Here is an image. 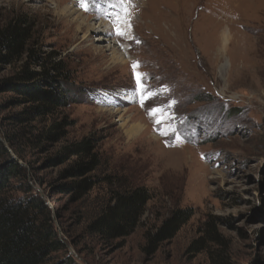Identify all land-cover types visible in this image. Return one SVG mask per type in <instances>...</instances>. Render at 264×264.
<instances>
[{"label": "rangeland", "instance_id": "374dc122", "mask_svg": "<svg viewBox=\"0 0 264 264\" xmlns=\"http://www.w3.org/2000/svg\"><path fill=\"white\" fill-rule=\"evenodd\" d=\"M60 1L93 22L113 23L126 7L132 39L109 36L130 57L113 67L102 53L108 43L99 52L94 37L83 42L82 33L68 31L52 0H0V27L24 18L36 57L28 51L0 63V139L22 171L8 196H21L17 188L27 183L50 209L65 247L49 264H218L224 245L227 264H264V0H131L123 6L97 0L91 11L77 0ZM105 3L120 7L115 16H107ZM225 31L230 40L222 51ZM133 62L159 93L143 107L133 91ZM57 65L72 100L19 123L16 117L28 106L2 82L23 67L57 76ZM134 94L136 101H129ZM171 101L176 133L160 135L148 110ZM58 123L47 140L44 134ZM85 139L92 153L65 150ZM79 166L85 170L67 173ZM83 180L93 187L73 189ZM138 187L150 199L128 236L108 240L88 231L115 193ZM184 209L193 213L187 223L151 246L149 238L171 212ZM207 222L224 245L210 238Z\"/></svg>", "mask_w": 264, "mask_h": 264}, {"label": "trees", "instance_id": "16d2710c", "mask_svg": "<svg viewBox=\"0 0 264 264\" xmlns=\"http://www.w3.org/2000/svg\"><path fill=\"white\" fill-rule=\"evenodd\" d=\"M31 43V28L22 17L14 18L0 27V63H5L13 56L23 57L26 53L36 59L29 49ZM57 76L47 71L31 72L26 67L2 82L7 91L20 95L21 103L28 109L20 112L16 120L19 123H28L48 116L55 107L67 105L72 100L73 93H69L67 77L62 73L60 65L55 67ZM63 77L65 80H60ZM57 84V87H53ZM52 87L45 90L43 87ZM67 92L65 93V91ZM62 93H65L63 95ZM74 99V98H73ZM61 125L53 124L46 131L47 140L53 137L52 132L59 130ZM67 152L75 150L77 153H92L94 146L89 140H83L76 145L65 148ZM94 161V159H93ZM84 167L72 168L67 173L74 175ZM22 175L21 167L13 160L0 139V264H49L55 253L64 250V242L58 237L53 226L50 209L41 197L27 184H20L19 197L8 196L11 190V180ZM92 184L83 180L73 189L89 190ZM150 199L144 188H135L126 193H115L110 204L101 211L88 225L91 234L101 239L116 240L128 236L138 223L144 207ZM193 215L191 209L172 211L163 225L149 238V244L155 246L168 239L180 230ZM210 238L224 245L221 238L215 233L213 226L207 222ZM224 248H227L224 245ZM221 249L216 255L218 264H227L223 257L226 249ZM211 259L212 251L209 252ZM214 261V259H213ZM55 264H73L70 259H64Z\"/></svg>", "mask_w": 264, "mask_h": 264}, {"label": "bare ground", "instance_id": "6f19581e", "mask_svg": "<svg viewBox=\"0 0 264 264\" xmlns=\"http://www.w3.org/2000/svg\"><path fill=\"white\" fill-rule=\"evenodd\" d=\"M52 1H53L54 11L57 14L62 15L64 19H67L66 24H67L68 31L75 29L79 33H82L81 39L83 42H87L90 36L94 37V40H93L95 42L94 46H96L97 50H99L100 48L99 46L103 45V43H108L107 45L104 46V51H102V53H105V52L108 53L109 65L113 67H116V66L122 67L124 64L127 63L130 57L125 55V52H124L125 48H122V49L117 48L116 47L117 45L115 46L116 43H111L113 41H110V39H108L110 38L109 36H111L108 33L111 30H113L112 22L103 21V20L101 21L97 20L93 22L95 19L93 20L85 16V14H83L80 9L74 8L73 5H69L67 3L63 4L60 0H56V1L52 0ZM109 9L107 10V16H111V17L115 16L116 15L115 13H117V8L116 7L113 8L112 6V9L114 10H112L110 14H109ZM229 40H230V35L228 34V32L226 31L223 32L221 35V44H220V49L222 51L226 49V45ZM99 52H101V49L99 50ZM226 66L227 64H223L221 67H219L221 73L226 69ZM135 95L136 94H134L133 99L129 98V101L135 102L136 101ZM141 131H142V128L138 127L134 135L135 134L138 135Z\"/></svg>", "mask_w": 264, "mask_h": 264}, {"label": "snow or ice", "instance_id": "6c2138e0", "mask_svg": "<svg viewBox=\"0 0 264 264\" xmlns=\"http://www.w3.org/2000/svg\"><path fill=\"white\" fill-rule=\"evenodd\" d=\"M126 3H131V0H120V4L123 6ZM78 6L84 11H91L93 8H97V0H77ZM124 16L117 14L113 18V30L108 34L115 36L117 38V42L119 39H132L130 35L131 25L128 22L127 16L129 15L128 9L125 7L123 9ZM138 42V41H137ZM133 71H134V79H135V88L133 89L134 93L138 94L139 102L143 107L145 101L156 97L159 93L157 90H153L150 85H148L147 81L150 79L146 73L136 72V69L139 67V62H133ZM167 86L164 87L163 91H167ZM175 104V101H171V103L167 105H159L157 107H152L148 110V114L153 118V122L155 125H159V133L160 135L167 136L170 133L175 134L176 129L169 123L170 120L174 119L172 113L169 109L172 105ZM175 138L179 140L180 135H176Z\"/></svg>", "mask_w": 264, "mask_h": 264}]
</instances>
